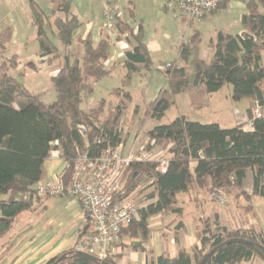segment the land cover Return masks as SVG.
Instances as JSON below:
<instances>
[{"label":"trees","instance_id":"1","mask_svg":"<svg viewBox=\"0 0 264 264\" xmlns=\"http://www.w3.org/2000/svg\"><path fill=\"white\" fill-rule=\"evenodd\" d=\"M242 1L246 7L241 16L242 30L234 34L218 31L208 43L213 48L208 60L198 55L201 41L198 32L179 43L178 56L186 65L178 66L176 61L165 65L166 85L148 102L145 116L161 119L174 104L175 96L190 85L202 87L203 93L211 94L229 84L233 100H250L246 117L252 119V128L244 129L243 123L221 127L216 122L201 123L181 115L146 130V150L163 144L167 148L158 152L168 157L169 162L165 172L158 171L154 161L132 160L124 168V195L134 189L142 173L147 175L150 188L144 197L149 202L139 207L137 218L120 231V237L126 235L139 240L132 246L135 250H145L143 243L148 239L150 217L183 215V207L176 204L178 193L195 188L207 195L233 189L242 192L243 180L250 171L252 194L264 198V116L253 118L251 112L255 100L264 103V0ZM27 2L31 23L35 26L38 56L48 62L58 60V70L50 78L54 99L44 102L39 93L25 87L11 74L17 68V55H5L8 35L7 31L0 33V237L12 228L16 216L35 210V203L42 200H34L32 194L36 184L45 177V162L53 150L59 148L61 158L69 164L62 176L66 180L75 156L83 150L97 155L103 148L115 147L122 140L123 106H116L114 113L102 121H99L102 103L88 113L80 107L82 97L92 92L94 81L110 74L111 66L105 64L111 48L109 35L97 43L90 36L79 39L76 44L81 47L82 56L80 60L73 58L72 34L81 22L71 11V0H54L49 13L38 2ZM224 2L219 0L214 11ZM115 24L117 39L125 32L128 34L125 38L130 48L125 51L122 62L126 69L123 83L127 85L132 73L149 68L151 57L140 24L134 28L121 17ZM47 27L63 45L64 54L52 42ZM187 65L191 66V77ZM125 97H129L128 93ZM182 227L180 220L175 228ZM85 231L86 224L78 237ZM232 238L249 242L222 244ZM256 244L264 247V232L259 228L227 229L216 224L210 230L205 221L196 231V242L190 250L178 248L173 256L161 254L150 264H198L214 247L216 250L204 264H239L254 259L264 262V254ZM73 252V249L64 251L45 264H52L62 254L67 256L58 264H98L74 256ZM103 261L117 264L112 255Z\"/></svg>","mask_w":264,"mask_h":264},{"label":"crops","instance_id":"2","mask_svg":"<svg viewBox=\"0 0 264 264\" xmlns=\"http://www.w3.org/2000/svg\"><path fill=\"white\" fill-rule=\"evenodd\" d=\"M21 1L25 2L26 0ZM113 1L120 7L121 11L123 9L121 19L134 28L140 24L143 27L144 32L145 29L143 26V21L147 20V15L143 13L139 17L140 21L137 22L135 20V13L138 12V6H147L145 9L150 11L152 6L157 4L158 8H160L157 10V13L159 17H163L165 15L164 10L169 6H175L176 2V0H128L126 2L123 0ZM106 3L107 0H71V11L81 22L80 26L74 30L72 34L74 43H77L79 39H84L87 36H90L91 40L94 43H97L103 36L108 35L107 31L103 27L102 18V11ZM245 10L246 7L244 1L225 0L222 7L209 13L198 23L191 22L189 19L180 15L181 22H185L188 26V29H184L183 32L178 36L176 50L178 49L179 43L183 40H186L195 31L199 33L201 38L202 31L206 30L207 27H211L208 31L209 39L207 44L215 37L218 31L231 33L230 29H234L239 24L241 27L239 30L240 32L242 30L241 16ZM125 12H127V14H125ZM194 25L197 28H195ZM14 27L12 38H10L12 43L17 40ZM150 36L151 33L144 39L148 51L151 50V47H149L148 44V40L152 38ZM28 37H31V40L33 39L36 41L35 34L33 36L22 34L18 38L19 41L26 43ZM117 41L114 42L111 40L110 55L107 61H105L106 66H111V68L114 66L116 61H118V63L122 66L124 53L130 48L127 38L122 37L120 40L117 39ZM201 42L202 38L200 44ZM200 49L201 48H199L198 55L202 59L208 60L213 53V48L209 49V51L202 50L204 51L205 55L200 54ZM37 51L38 48L32 52L33 54L28 55H22L20 52L13 53L17 55V68L21 67V62L23 60L32 57L33 61L38 62L39 70H45L47 68L45 71L50 80L51 77L56 75L58 70L57 66L54 62H48L40 58ZM150 52L151 51H149V53ZM160 88H158V90ZM119 92L122 93V96L125 99L129 100L131 98L130 93L125 90L124 87ZM194 92L197 97L205 94L203 93L202 87H195ZM125 93H128V98L125 97ZM214 93L207 94V96L211 97ZM177 96L178 94L175 96V98ZM249 104L250 100H248L247 108L249 107ZM141 136L142 135L137 131L130 130L127 141L124 143L123 140H121L124 150H129L128 152L134 153L132 147L136 146V140L140 139ZM133 142L134 144L131 147L132 149H129L128 147ZM134 150H136V148ZM60 153L61 152L59 148L51 152L49 158L45 162V177L42 180H55L65 171L66 161L61 158ZM247 177L248 176L246 175L245 179L243 180L241 188L242 192H236L234 189L230 191H221L223 194L226 193L227 195L225 204L219 203V205L215 199L209 197L201 189L195 188L190 190L188 193L184 192L186 196L180 198L181 207H183L184 210V213L181 217L175 218V216L170 214H157L150 217L148 225V239L143 243L145 250L133 249L132 246L138 244L139 240L137 238L122 235L119 238V241L113 246L111 252L113 259L117 264H150L153 258L161 254L173 256L177 252L178 248L190 250L196 242V231L202 227L205 221L208 223L210 230H213L216 224L226 227L227 229L248 227L261 229L259 224H261L262 220L260 219L254 204V197H258V195L252 194V192H250L248 188L245 187L244 184L247 181ZM136 189L137 187L135 186L134 189L129 192L128 197L135 193ZM179 194L180 193L176 195V199H179ZM228 199H230V201L233 199L235 202L238 200H243L246 202V204H239L236 207L234 206V208L232 205H230ZM144 200L146 202L141 206H144L149 202L146 199ZM38 205L39 207H36L35 210L39 208L40 210L43 209V212L42 214H37L35 218L33 217L32 223L30 221H18L17 217L20 215L19 214L15 217L12 228L2 237H0V264H45L49 259L55 257L56 255L73 249L74 243L76 242L81 229L87 222L86 213L81 208L78 200L74 197L67 196L46 197L40 200ZM48 212H50L49 215H47ZM180 220L183 223V227L177 230L175 225ZM257 260H259L258 264H264V262L260 259H254L252 261L246 262H257Z\"/></svg>","mask_w":264,"mask_h":264},{"label":"rangeland","instance_id":"3","mask_svg":"<svg viewBox=\"0 0 264 264\" xmlns=\"http://www.w3.org/2000/svg\"><path fill=\"white\" fill-rule=\"evenodd\" d=\"M34 1L38 2L43 10L47 13L50 12V9L54 4V0ZM123 1L126 2L128 0ZM146 7L147 6L144 5L140 7L138 6V12L135 13V20L139 22V17L143 13L147 15V20L143 21V26L145 29L144 39L146 36L148 37L150 33V37H152L148 40L149 47H151V50H149L151 51V64L149 68H143L140 71L132 73L127 85H123L126 69H124V67H122L118 61H116L114 66L110 68V74L94 81L92 92L89 95H84L82 97V101L80 103L81 109L88 113L93 106L102 103L103 109L99 114V121H102L103 119L107 118L109 114L114 113L116 106H123V114L121 119V139L125 143L128 139V135L130 134V130L137 131L142 135L140 139L136 140L137 144L135 147H132L134 142L128 147L129 149L133 148V154L139 153L141 146L146 147L148 142V137L145 133L146 130L157 124L169 123L177 116L184 115L188 120L198 121L201 123L216 122L227 128L232 127L241 121L245 122L246 108L249 99L242 98L240 100H233L231 97V86L229 84H224L218 90V92H215L211 97L207 96V94L197 97L194 92L195 87L190 85L188 89L178 94V96L175 98L174 104L165 112L161 119L155 120L145 116L148 102L155 97L158 88L164 87L166 85V76L163 70L165 65L172 61H176L178 66L186 65L177 54L176 42L178 36L183 32V30L188 29L187 24L185 22H181V14L177 8H175V6L172 5L165 9V15L163 17H159L157 13V10L160 9L158 8L157 4H154L150 11H147V9H145ZM125 14H127V12H125ZM238 25L234 29H230L232 34L239 32L241 27ZM13 27L15 28L17 40L12 43L10 38H12L14 32ZM195 28L197 27L195 26ZM210 28L211 27H207L206 30L202 31V42L200 44V54L202 55H205L204 51L202 50L209 51V49H212L207 44L209 39L208 31ZM46 30L52 42L57 46L59 52L64 54L65 49L63 45L59 42V40H57L55 35L49 32L48 27ZM4 31H7L8 35V40L5 43V55L7 57L16 52H20L22 55L33 54L32 52L37 50L38 44L33 39L31 40V37H28L26 43L19 41L18 38L22 34H27V36H33L35 34V26L30 21V10L27 0L25 2H22L21 0H0V33ZM71 52L73 54V58L77 57L79 60L81 59L82 50L81 47L76 44V42L72 45ZM53 62L56 65L58 60H54ZM187 69L190 74L189 76L191 77V66L187 65ZM45 70H39L38 62L33 61L32 57H29L21 62L20 68H16L10 72L15 76L16 80H18L25 87L34 91L35 93H39L40 98L44 102H51L54 99L55 94ZM123 87L130 93L131 98L129 100L125 99L121 92L118 94L116 93L117 89L121 91ZM135 148L136 150H134ZM165 148L167 147H164L163 144H160L156 145L152 150L160 151L162 149L164 150ZM247 176V181L244 185L250 192H252L251 173L248 172ZM136 184L137 189L135 193H133L129 198L136 205V207L139 208L146 202L144 197L150 190L148 186L147 175L142 173L137 178ZM219 193L224 197V199L227 198L226 193L223 194L221 191ZM185 196V193H180L178 195L179 199H176V204L181 206L180 198ZM208 196L211 197L210 194ZM228 200L232 207H236L239 204H246V202L243 200H238L237 202H235L233 199L232 201H230V199ZM216 202L218 203L217 200ZM254 202L255 208L258 211L260 219L262 220L261 224L259 225L264 231V198L259 196L254 197ZM38 204L39 203H36V207H39ZM42 212L43 209L40 210L39 208L35 211L26 210L21 212L17 219L20 222L30 221L32 223L33 217L35 218L37 214H42ZM49 214L50 212L47 213V215ZM258 261L259 260H257V262L243 261L240 264H258Z\"/></svg>","mask_w":264,"mask_h":264},{"label":"built area","instance_id":"4","mask_svg":"<svg viewBox=\"0 0 264 264\" xmlns=\"http://www.w3.org/2000/svg\"><path fill=\"white\" fill-rule=\"evenodd\" d=\"M219 0H176L179 13L191 22L198 23L218 6ZM122 16L120 7L113 0H107L103 11V27L112 41H117L116 19ZM127 32L122 37H127ZM118 42V41H117ZM252 117L264 116V103L257 100L251 107ZM246 117V115H245ZM244 129L252 128V119L246 117ZM57 144V141L54 142ZM54 151V150H53ZM154 161L156 169L165 172L169 159L162 152L140 147L139 153L124 150L122 143L107 146L97 155L83 150L75 156L72 170L66 180L63 174L55 180H41L35 186L32 198L74 197L87 216L86 231L74 243V251H82L103 260L111 254L119 241L121 229L137 218V207L124 195L122 175L124 168L132 161ZM69 164L66 162V169ZM211 197L220 204L226 200L219 192H211Z\"/></svg>","mask_w":264,"mask_h":264},{"label":"water","instance_id":"5","mask_svg":"<svg viewBox=\"0 0 264 264\" xmlns=\"http://www.w3.org/2000/svg\"><path fill=\"white\" fill-rule=\"evenodd\" d=\"M242 243V242H249L247 240H244V239H240V238H232V239H229V240H226L224 241V243L222 244H228V243ZM257 247L262 251V253L264 254V247L260 244H256ZM217 247H214L213 249H211L210 251H208L203 257L202 259L199 261L198 264H204L206 262V260L214 253V251L216 250ZM73 255L74 256H81V257H85L91 261H94L98 264H109L103 260H100L98 259L97 257L91 255V254H88L86 252H82V251H74L73 252ZM66 254H62L61 256H59L52 264H58L60 262H62L65 258H66Z\"/></svg>","mask_w":264,"mask_h":264}]
</instances>
